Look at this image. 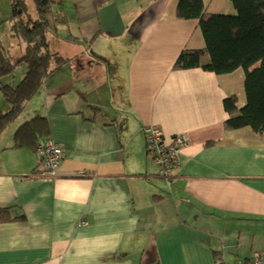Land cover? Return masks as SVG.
Listing matches in <instances>:
<instances>
[{
	"label": "crops",
	"instance_id": "crops-1",
	"mask_svg": "<svg viewBox=\"0 0 264 264\" xmlns=\"http://www.w3.org/2000/svg\"><path fill=\"white\" fill-rule=\"evenodd\" d=\"M62 1L68 26H57L53 46L70 60L0 134V208L24 215L0 222V264H214L264 255V138L248 127L224 131L223 99L236 92L222 75L174 67L182 50L204 48L198 20L177 18L178 0ZM203 2L207 14L234 10L230 0ZM10 15V0H0L5 49ZM20 75L0 82L14 86ZM36 116L46 117L62 150L56 177L37 172L38 151L12 147L14 130ZM149 124L166 141L188 137L169 177L146 151Z\"/></svg>",
	"mask_w": 264,
	"mask_h": 264
},
{
	"label": "trees",
	"instance_id": "trees-1",
	"mask_svg": "<svg viewBox=\"0 0 264 264\" xmlns=\"http://www.w3.org/2000/svg\"><path fill=\"white\" fill-rule=\"evenodd\" d=\"M33 2L35 16L26 13L20 1L10 0L12 20L10 38L15 42H23L24 52L13 59L6 49L0 46V79L11 74L21 62L25 64L26 72L14 86L0 82V93L8 106L6 111L0 110V134L24 111L42 87L44 80L70 60L59 54L53 46V40L58 38L57 26L62 24L68 26L63 1L33 0ZM230 2L235 14H207L203 0L177 1L176 17L198 20L204 48L182 50L174 62V67L180 69L201 67L217 75L228 74L242 68L246 101L239 106L235 94L223 99L224 109L229 114L223 121V129L229 132L249 127L252 132L264 138V0ZM203 54L208 55L205 63L201 61ZM48 139H51L48 120L44 116H36L23 121L14 130L12 147L38 151V147ZM213 143L208 142L206 145ZM37 172H42V169ZM170 173L166 177H169ZM18 219H24V215L12 216L8 209L0 208V222Z\"/></svg>",
	"mask_w": 264,
	"mask_h": 264
},
{
	"label": "built area",
	"instance_id": "built-area-1",
	"mask_svg": "<svg viewBox=\"0 0 264 264\" xmlns=\"http://www.w3.org/2000/svg\"><path fill=\"white\" fill-rule=\"evenodd\" d=\"M144 134L147 152L157 165L159 174L166 177L171 171L179 167L181 153L188 146L187 135L176 133L169 141H166L162 130L153 124L145 126ZM38 152L42 163L41 175L56 177L62 152L58 143L53 139H48L38 147ZM214 264H264V255L237 260L233 263H226L218 259L214 261Z\"/></svg>",
	"mask_w": 264,
	"mask_h": 264
},
{
	"label": "rangeland",
	"instance_id": "rangeland-1",
	"mask_svg": "<svg viewBox=\"0 0 264 264\" xmlns=\"http://www.w3.org/2000/svg\"><path fill=\"white\" fill-rule=\"evenodd\" d=\"M16 1L17 2L20 1L22 3V6H23V8H24L26 13H28L31 16H35L36 15V9H35V5H34L33 0H16ZM64 4L67 6V8H69V6L71 5L70 4V0H64ZM230 5H231V2H230ZM224 14H235V9L232 10V12H227V13H224ZM60 29H63V30H61L62 32H60L59 35L61 37L65 36V39H67L68 38V31L65 30L64 28H60ZM10 40H11V38H9V40L6 39V38H3V46H5L6 49H8V54L13 59H16L18 56H21L23 54L24 45H23V42H22L21 45H20L21 47H20V46H18V44L16 42H12L11 43ZM53 42L56 43L57 40H53ZM83 49L86 50V48H84V47H83ZM89 50L91 51L92 48L88 46V50L87 51H89ZM25 67H26L25 64L23 62H21L17 66V68L13 70V72L11 73L10 78H5V77L8 76V75H6V76H3L1 79H16V76L18 74L20 75L22 72H24ZM22 76L23 75H20L19 78H22ZM219 79H227V81L229 83V86L234 90V92H236V95L238 96V105L242 106L245 103V101H246L244 87H243V83H244V71H243V69L242 68H238L234 72H231L229 74H224V75L220 76ZM224 86H225V83H224ZM1 101H2V103H4L2 95L0 93V104H2ZM0 109H1V111H5V109L3 107L0 108ZM25 115H26V112L21 113L16 118L15 122L16 121H18V122L21 121ZM149 156L151 157V155H149Z\"/></svg>",
	"mask_w": 264,
	"mask_h": 264
}]
</instances>
